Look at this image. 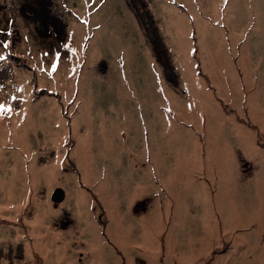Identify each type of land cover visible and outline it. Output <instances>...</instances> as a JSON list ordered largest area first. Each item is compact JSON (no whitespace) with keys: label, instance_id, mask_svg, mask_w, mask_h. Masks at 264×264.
<instances>
[{"label":"rangeland","instance_id":"1","mask_svg":"<svg viewBox=\"0 0 264 264\" xmlns=\"http://www.w3.org/2000/svg\"><path fill=\"white\" fill-rule=\"evenodd\" d=\"M90 1L49 2L66 30L53 42L35 28L14 34V47L0 34V105L11 109L0 112V264H130L133 249L134 264H264V0H225L222 24L198 0L201 20L242 37L234 53L215 31L203 42L184 0H106L91 13ZM135 136L131 170L117 146ZM55 165L50 182L43 169ZM248 206L260 222H245ZM142 221L157 222L156 254L124 250L109 233Z\"/></svg>","mask_w":264,"mask_h":264},{"label":"bare ground","instance_id":"2","mask_svg":"<svg viewBox=\"0 0 264 264\" xmlns=\"http://www.w3.org/2000/svg\"><path fill=\"white\" fill-rule=\"evenodd\" d=\"M96 3H99V1L97 0H93L89 3L90 8L95 5ZM225 0H207V2H205V7L204 11L209 14L210 10L214 13L215 19H220V22L222 24L224 17H225V12L223 10V6H224ZM87 6V5H86ZM88 7V6H87ZM183 10L192 15L194 19L196 18H200V5L198 3V0H184L183 2ZM209 18L211 20H213V17L210 15ZM85 20H88L87 18ZM214 24L216 25V28H213L209 25L208 22L201 20V25H195V27L197 28V30H200L202 32V34L204 35L203 37V42H206V34L215 31L217 33L216 37H215V41L218 42H222L223 45L225 46L226 50L228 53H234L237 49V47L242 43V37L235 35L234 37H229V38H225L224 36V32H223V28L220 25V23L218 21H213ZM217 22V23H216ZM218 30V32H217ZM66 31V30H65ZM204 44H208V43H204ZM214 45H219L218 43H215ZM243 48L246 49V54H249L250 51L249 49L246 47V45L243 46ZM131 101L133 102L134 99L137 101V103H139V100L137 98L136 95H134L133 97L130 98ZM167 100V99H166ZM168 101V100H167ZM140 105V104H139ZM139 105H135L136 108V112L138 111H142L145 110L146 108H144L145 106V102L142 103V106ZM165 109V105L164 102L162 101L161 106L160 105H156V107H154L152 110L153 112H158L160 110L164 111ZM153 119V117H152ZM103 122H91L90 125L88 126V128L90 130L93 131V127L95 125H98V131H100V128L102 126ZM145 132L149 135V128L145 127ZM139 138L137 136H135L131 141H127L124 140V142L121 144V147L118 148L117 146V154H121L124 153L127 155L128 158V164L130 169L132 170L135 166V160L138 158V149L135 147L136 144H138ZM149 155V154H148ZM150 156V155H149ZM151 158L153 159V163L150 166H154V156L152 155ZM116 166H119V157H116ZM25 160H23V167L25 168ZM3 162L0 159V179H3L2 183H4V185L6 186L8 184V182H5V180L8 178L6 175H4L5 172V167L6 164L2 165ZM31 165V164H30ZM85 165V174H86V178L88 180L89 183H94V180L97 177V173L91 170L90 167L93 168L92 164H90L87 160L84 162ZM154 168V167H153ZM102 169L105 171V166L103 165ZM21 170L19 164H17V162L15 163L14 167L9 168L8 171H12L15 174H17L19 171ZM43 171H48L50 174L53 175V178L50 180V182H52L58 172H59V167L57 165L52 166L50 168H44ZM153 173L156 172L155 168L154 170L152 169ZM163 170L160 169V171H157L156 173H161ZM132 174V171L130 172ZM144 175H147L148 172L147 170H144ZM109 174V173H108ZM166 175V173H164ZM168 177V181L171 180V177L169 175H166ZM14 181V178L12 179ZM108 180H105L104 177L102 178V180L100 181L99 185L102 182H107ZM118 181L119 182H125L122 180V176L119 175L118 177ZM55 183V181H54ZM136 184H140V185H148V186H142L141 188L143 190H145L147 187L152 186L154 188V185H149L148 183H146L145 181H138ZM98 185V187H99ZM157 185V184H156ZM104 185L102 184L101 187H103ZM97 187V188H98ZM107 187L104 186L103 188ZM159 188V185H157V189ZM155 189V190H157ZM139 196H141V194L137 195L136 198H138ZM91 198V197H90ZM117 198V197H116ZM92 200V198H91ZM110 203H108L109 205H114L115 201L114 199L111 197L110 198ZM93 201V200H92ZM89 203V202H88ZM106 205V203H104ZM89 207V206H88ZM248 210L247 213L249 215H247L248 218H246L247 220L245 222H260L259 218H256L257 216L260 217L261 216V209L253 207V206H248ZM158 208V207H157ZM136 209V208H135ZM244 210V208H243ZM44 216L45 214L48 213V211L45 209L44 210ZM41 220H44L43 218ZM238 220V219H237ZM157 222H136L135 225H133L130 222H116L114 224V228H113V232L111 231V228H109V233L110 235H112L113 238H115L116 242H118L119 244L122 245V248H124V250H128V249H132L135 246H139L142 249V254L144 253H149V254H156V249H157V243H158V236H155L156 233L154 232V229H151L152 226H154ZM158 227H159V222H158ZM211 229V227L208 226L207 223L202 222L201 224V232L203 234H206V229ZM105 231H107V228H103ZM96 232L101 236L100 240L106 243V239H109L107 233L105 232V234H103L101 227L99 225H96L95 227ZM32 231L34 232V234H38V238L43 237L44 235L42 234V227H41V222H34L33 226H32ZM218 238V237H215ZM206 239H202V240H198L196 238L191 239V242L195 245V247L197 245L200 244V242L205 243L206 246H209L210 243H208L209 241L206 242ZM118 240V241H117ZM102 242V243H103ZM213 243V242H212ZM116 254L118 255V251H115ZM137 251L135 249L131 250L129 252V259H130V264H134V254ZM207 252L209 251H204L205 254H207ZM145 255V254H144ZM186 256H188V254H185ZM193 258V257H192ZM264 262V255H262L261 257V263ZM51 264H58L60 263L59 261H57L56 259H53L51 262ZM148 263L149 264H153V261L151 259L148 258Z\"/></svg>","mask_w":264,"mask_h":264},{"label":"flooded vegetation","instance_id":"3","mask_svg":"<svg viewBox=\"0 0 264 264\" xmlns=\"http://www.w3.org/2000/svg\"><path fill=\"white\" fill-rule=\"evenodd\" d=\"M106 0H100L92 6L91 12ZM26 4H23V3ZM16 5V0H0V34L10 35V46H13L12 36L21 31L35 28L37 34H44L47 41L53 42L60 32L65 33V27L59 23L58 16L50 11L47 6L52 0H46L41 4L40 0H27ZM91 2V1H90ZM87 3V11L90 12L89 3ZM90 12V13H91ZM63 29V30H62ZM27 38L28 36L25 35ZM229 38V36H226ZM39 41V38L36 39ZM14 47V46H13ZM216 253H219L216 251Z\"/></svg>","mask_w":264,"mask_h":264},{"label":"water","instance_id":"4","mask_svg":"<svg viewBox=\"0 0 264 264\" xmlns=\"http://www.w3.org/2000/svg\"><path fill=\"white\" fill-rule=\"evenodd\" d=\"M53 196L56 200L62 199L64 197V191L62 190V188H58L55 190Z\"/></svg>","mask_w":264,"mask_h":264},{"label":"snow or ice","instance_id":"5","mask_svg":"<svg viewBox=\"0 0 264 264\" xmlns=\"http://www.w3.org/2000/svg\"><path fill=\"white\" fill-rule=\"evenodd\" d=\"M3 111H11V109L5 108L4 105H0V112H3Z\"/></svg>","mask_w":264,"mask_h":264}]
</instances>
